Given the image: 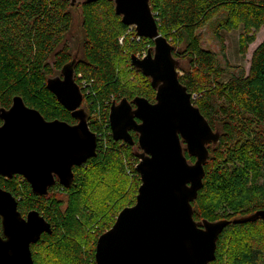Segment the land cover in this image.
Segmentation results:
<instances>
[{"label":"trees","instance_id":"16d2710c","mask_svg":"<svg viewBox=\"0 0 264 264\" xmlns=\"http://www.w3.org/2000/svg\"><path fill=\"white\" fill-rule=\"evenodd\" d=\"M150 4L161 34L173 40L174 56L182 61L181 83L212 128L221 134L216 146H208L210 157L204 186L193 203L194 218L242 220L227 225L218 240L217 257L209 264H264V220H248L264 210V40L254 50L247 74L223 80L226 68L215 52L203 47L199 33L209 21L224 14L218 37L221 39V29L242 28L245 35L240 52L245 55L248 45L256 40L255 32L264 27V0H150ZM75 41L74 48L79 50L76 78L79 85H87L84 104L89 125L103 136L97 156L74 168L71 187L57 183L44 196L33 193L20 175L11 179L0 175V187L17 198L23 215L38 210L52 224L53 233L43 234L31 249L49 243V248L61 250L72 264H84L95 260V250L87 256L81 242L94 219L85 202L90 186L87 172L92 168L124 171L128 161L137 173L134 148L115 141L111 134L110 107L124 97L132 100L144 96L150 101L155 97L148 77L143 76L146 85H133L129 78H123L120 64L128 48L136 54L144 49V43L152 48L154 42L138 40L136 32L116 14L111 0L74 5L71 0H0V108H9L13 98L21 96L48 120L74 123L71 113L48 89L47 79L60 74L72 60ZM125 61L143 75L130 58ZM134 138L137 140V135ZM186 155L190 162L195 161ZM252 231L245 247L234 250L232 245L235 252L230 251L223 262L221 250L230 233Z\"/></svg>","mask_w":264,"mask_h":264},{"label":"water","instance_id":"95a60500","mask_svg":"<svg viewBox=\"0 0 264 264\" xmlns=\"http://www.w3.org/2000/svg\"><path fill=\"white\" fill-rule=\"evenodd\" d=\"M111 1L124 24L154 42L143 58L132 54L131 63L150 79L155 98L153 102L144 96L124 97L110 107L112 136L134 148L141 185L136 203L123 208L114 225L99 236L95 262L209 264L217 257L218 240L227 225L242 221L194 218L193 203L204 186L210 157L208 146H216L221 134L181 83L182 61L174 56L176 47L161 34L150 0ZM78 57L77 51L60 74L47 79L48 89L77 123L48 120L21 96H15L9 108H0L4 125L0 129V175L6 179L22 176L40 196L57 183L71 187L74 168L98 153V136L89 127V114L82 106L84 95L76 80ZM186 154L195 161L190 162ZM253 217L264 220V210L248 220ZM0 220V264H35L31 246L43 234L53 233L52 224L38 210L23 215L17 198L2 187Z\"/></svg>","mask_w":264,"mask_h":264},{"label":"rangeland","instance_id":"374dc122","mask_svg":"<svg viewBox=\"0 0 264 264\" xmlns=\"http://www.w3.org/2000/svg\"><path fill=\"white\" fill-rule=\"evenodd\" d=\"M223 17L224 14H220L215 19L209 21L199 30V33L201 34L203 47L215 52L221 65L226 68L223 80H227L232 75H245L249 72L253 52L264 40V27L258 32H255V42L248 45L246 54L243 55L240 52L241 42L245 35L242 28L233 31L221 29L219 32L221 39L218 37L217 29ZM78 38L77 35V39ZM169 41L171 43L173 42V40L170 39ZM76 43V41L72 43L73 48L76 46ZM147 45L148 43H144L142 48L146 49ZM222 45L224 46V50L222 49ZM76 49L77 48H74L73 53L79 52V50L76 51ZM138 53H131L130 48H128L123 62L120 64V70H122L121 73L123 78H129L133 85L143 86L146 85L147 78L143 77L144 75L136 73L131 66H127L125 61L129 58L131 61V55L135 54L139 56ZM184 64H187V61H184ZM82 106L86 109L84 102ZM136 160L137 161H134V167L139 162L137 158ZM127 163H125L124 171L118 168H109L106 172H101L92 168L90 172H87L90 186L85 194V202L89 205L94 214L93 222L90 227H88L87 233L83 234L81 237L82 246L87 256H90L92 252H94L99 236L114 225L120 211L136 203V196L141 185V180L138 173H134L131 169V165ZM250 234H254V231L247 233H230L228 243L226 242L225 248L221 250L223 262L227 260L230 251L234 253L235 249H243L245 247L247 241L250 240ZM48 244L49 243H43L40 246L32 248L35 264H72L71 260L61 250L49 248ZM232 245L234 246V250H232ZM87 259L91 258L89 257ZM84 264H96V262L94 260L92 263L87 260Z\"/></svg>","mask_w":264,"mask_h":264},{"label":"built area","instance_id":"2783aa9c","mask_svg":"<svg viewBox=\"0 0 264 264\" xmlns=\"http://www.w3.org/2000/svg\"><path fill=\"white\" fill-rule=\"evenodd\" d=\"M130 27H131V31H135V28H134L133 26H130ZM137 39H138V40H141V37L137 35ZM122 40H123V38H122ZM122 40H121V41H122ZM149 47H150V46H147L146 49H143V51L140 52V53H138V55H139V56H145V55H146V52H147V48H149ZM86 86H87V85H85L84 83H83V84H80V87H81V89H82L84 95L86 94V93H85ZM108 125H109V121H108ZM96 134H97V136H98V146H99V142H100L101 139H103V136H102L101 134H98L97 132H96ZM98 149H99V147H98Z\"/></svg>","mask_w":264,"mask_h":264},{"label":"flooded vegetation","instance_id":"af4514ba","mask_svg":"<svg viewBox=\"0 0 264 264\" xmlns=\"http://www.w3.org/2000/svg\"><path fill=\"white\" fill-rule=\"evenodd\" d=\"M147 53V52H146ZM139 57H141V58H143L144 56H139ZM76 80H77V78H76ZM155 98V97H154ZM153 102H154V100H153ZM75 120V119H74ZM91 121V120H90ZM0 123H2V121L0 120ZM75 123H77V121L75 120V122L74 123H71V124H75ZM134 134L136 135V133L135 132H133L132 131V135L134 136ZM96 249V248H95Z\"/></svg>","mask_w":264,"mask_h":264},{"label":"bare ground","instance_id":"6f19581e","mask_svg":"<svg viewBox=\"0 0 264 264\" xmlns=\"http://www.w3.org/2000/svg\"><path fill=\"white\" fill-rule=\"evenodd\" d=\"M135 28V27H134ZM135 32H136V28H135ZM137 34V33H136ZM138 35V34H137ZM139 36V35H138ZM151 49V48H150ZM147 53H148V51H147ZM147 53H146V55H147ZM145 55V56H146ZM80 86V85H79ZM81 88V87H80ZM82 90V89H81ZM83 92V91H82ZM83 95H84V93H83ZM84 99H85V97H84ZM84 102V101H83ZM110 111V110H109ZM88 122L90 123V118H89V120H88ZM110 126V125H109ZM89 127H90V125H89ZM91 129V128H90ZM110 129H111V127H110ZM94 132V131H93ZM96 133V132H95ZM112 134V133H111Z\"/></svg>","mask_w":264,"mask_h":264},{"label":"snow or ice","instance_id":"6c2138e0","mask_svg":"<svg viewBox=\"0 0 264 264\" xmlns=\"http://www.w3.org/2000/svg\"><path fill=\"white\" fill-rule=\"evenodd\" d=\"M122 111V110H121ZM136 115H139L138 113H136ZM4 125L2 123H0V129H3Z\"/></svg>","mask_w":264,"mask_h":264}]
</instances>
